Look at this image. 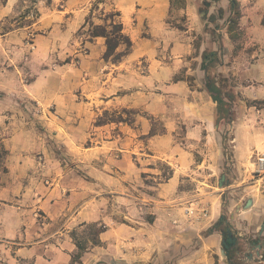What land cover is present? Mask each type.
Returning <instances> with one entry per match:
<instances>
[{"label":"crops","instance_id":"1","mask_svg":"<svg viewBox=\"0 0 264 264\" xmlns=\"http://www.w3.org/2000/svg\"><path fill=\"white\" fill-rule=\"evenodd\" d=\"M206 1L210 3L206 9H201V3H205L201 0H185V7L177 8L184 17L180 29L167 21L176 12L175 8L171 9L170 0H109L111 8L120 12L123 31L132 41L130 53L117 63L103 60L104 37L87 39L89 47L82 64L90 67L95 79L94 97L107 105L144 103L146 112L163 120L165 132L147 136V152L142 153L139 148L144 157L136 169L126 162L130 151L125 145H121L120 157L112 161L122 171L123 180L131 179L136 171L139 175L146 174L145 178L152 175L154 185L148 187L153 191L142 192L140 198L151 219L107 227L99 235L101 244L88 247L82 254L81 264H229L221 245V229L225 226L219 230L215 223L222 211L221 194L233 186L227 175L220 173L225 163L221 143L224 128L215 120L216 103L204 87L202 53L207 49L217 50L219 62L214 66L215 71L223 76H235L241 83L237 89L243 99L263 100L264 0H237L238 29L243 37L240 50L234 49L233 37L227 29L231 14L229 0ZM84 14L83 10L79 17L71 16V30L72 23L79 22ZM213 21L226 25L224 29L218 28L223 32L221 37L212 40L206 23ZM198 34L203 39L195 48ZM142 61L147 67L145 75L139 72L138 64ZM182 71L193 77L191 82L181 77L174 79ZM145 86L153 90L142 100L138 88ZM248 107L232 125L230 161L237 167L256 141L252 134L242 139L243 119L264 118V106ZM179 126L183 127V136L177 138L175 131ZM99 149L95 151L102 150ZM154 159L170 166L172 173L163 181L149 167ZM28 162L21 161L24 169L28 168ZM222 174L224 184L219 186ZM33 185L27 181L0 186V264L19 261L70 264L76 248L70 229L103 219L105 197L91 198L81 188L64 195L59 185L41 186L36 191ZM254 187L244 186L251 194L249 208L243 207L248 197L244 202L240 196L228 203L233 231L242 225L241 220H260L264 216V194L256 193ZM203 208L207 211L205 215Z\"/></svg>","mask_w":264,"mask_h":264},{"label":"rangeland","instance_id":"2","mask_svg":"<svg viewBox=\"0 0 264 264\" xmlns=\"http://www.w3.org/2000/svg\"><path fill=\"white\" fill-rule=\"evenodd\" d=\"M102 1L104 3L100 0H0V186L28 181L37 191L41 186L59 185L64 195L74 188L85 189L91 198L105 197L102 200L103 219L95 221L98 225H134L138 219H151L140 198L142 192L149 194L153 191L148 186L152 187L154 180L152 175L145 178L146 174L139 175L136 170L131 179L123 180L122 171L113 166L112 161L120 157L121 145H125L130 151L126 162L136 169L144 157L138 150L141 147L142 153L147 152L146 138L151 129L160 134L165 132V127L163 120L143 109L144 103L140 106L107 105L94 97L95 79L90 67L82 64L89 47L88 26L84 29L81 26L87 17H91L95 24H103L101 12L115 10L109 0ZM201 1H205L201 3V9L210 4ZM28 7H35L39 16L35 18L32 8L25 14ZM175 9L167 21L180 26L184 17ZM83 10L84 16H80L76 24L72 23L74 28L71 30V16L79 17ZM206 25L213 40L221 37L223 32L218 28L224 29L226 23L213 21ZM235 34L234 49L240 50L243 37L238 26ZM201 39L202 35L198 34L195 43ZM138 66L142 75L147 74L144 61ZM210 71L216 77L222 75L215 71V67ZM189 76L182 71L176 77L187 79ZM225 77L222 95L229 104L228 114L221 123L225 163L220 173L227 175L233 187L221 194V213L229 222L227 206L232 202L230 200L241 196L244 202L245 197H251L244 190L245 185L255 186L256 193L264 194V168L261 172L255 170L257 156L264 155L263 117L243 119L242 139L254 135L255 147L246 152L240 167L230 161L232 125L246 107L264 106V99H243L237 89L240 81L232 75ZM138 89L142 100H146L147 92L153 90L148 86ZM175 133L177 138L182 137L183 127L179 126ZM98 147L102 150L97 152ZM23 152L26 155L22 156ZM111 153L114 154L111 156ZM24 159L29 161L26 169L21 163ZM150 163L149 167L158 172L156 178L165 180L171 171L170 166L157 159ZM241 224L237 226V244L229 249L230 259L233 264H264V247L257 256L252 245V242L262 244L264 241V216L260 220H241ZM223 225L224 221L219 230ZM74 230L79 238L88 232L86 225L79 224L70 229V236ZM75 252L76 248L72 254ZM17 264L27 263L19 261Z\"/></svg>","mask_w":264,"mask_h":264},{"label":"trees","instance_id":"3","mask_svg":"<svg viewBox=\"0 0 264 264\" xmlns=\"http://www.w3.org/2000/svg\"><path fill=\"white\" fill-rule=\"evenodd\" d=\"M101 2V0H100ZM170 6L172 8H184L185 0H170ZM97 7V5H96ZM230 7V16L228 18L227 29L231 37L237 36L235 31L238 26V18L240 16L239 4L237 0H229ZM33 10V15L35 18L39 16V12L35 7H28L25 10V14L30 12V9ZM103 14V24H95L91 17L85 19L84 24L81 26V29H84L86 26L88 40H91L94 37L101 36L105 39V51L102 55V58L105 61H111L112 63L119 62L124 56L130 53L132 48V41L129 35L123 31V24L120 19V12L118 10H111L107 13L101 12ZM264 22V20H263ZM180 29H183V26H177ZM121 46L122 50L117 51V48ZM198 47V44H195V48ZM219 62L218 51H203L202 53V62L201 69L204 71V87L210 94L212 100L216 103L215 107V120L218 124L225 121L226 114H228V101L222 95V88L224 87V82H226V77L219 75L216 77L214 74H211L210 69L214 67ZM174 79H177L175 76ZM182 79V77H181ZM192 76L187 77V81H191ZM230 98V96H227ZM156 132L151 129L149 135H154ZM172 172L166 176L168 178ZM81 225H86L88 228L87 235L82 237H76L75 230L72 231L71 237L76 246V252L71 255L70 264H81V256L90 246L101 244L99 235L101 232L106 230L107 226L103 223L99 224L97 222L92 223H81Z\"/></svg>","mask_w":264,"mask_h":264},{"label":"water","instance_id":"4","mask_svg":"<svg viewBox=\"0 0 264 264\" xmlns=\"http://www.w3.org/2000/svg\"><path fill=\"white\" fill-rule=\"evenodd\" d=\"M223 180H224V175L222 174L218 180V184L220 186L223 185ZM251 199L248 198L247 201L245 202V205L243 207H248L250 204ZM224 221L225 223V227L223 229H221V235H222V241H221V245H222V254L226 257L227 262L229 264H233L232 260L229 257V249L234 246L236 244V240H237V232L233 231L229 225V222L226 218V216L222 213H220L217 222L215 223V226L218 227L220 225V223ZM261 232V231H260ZM252 245L255 246V253L257 256L260 255V249L262 247H264V241L262 244L256 243V242H252Z\"/></svg>","mask_w":264,"mask_h":264},{"label":"built area","instance_id":"5","mask_svg":"<svg viewBox=\"0 0 264 264\" xmlns=\"http://www.w3.org/2000/svg\"><path fill=\"white\" fill-rule=\"evenodd\" d=\"M263 168H264V155L257 156V159H256V169L255 170L257 172H261L263 170ZM191 210H193V209H191ZM202 212H203L202 213L203 215H205L207 213V211L204 208L202 209Z\"/></svg>","mask_w":264,"mask_h":264},{"label":"flooded vegetation","instance_id":"6","mask_svg":"<svg viewBox=\"0 0 264 264\" xmlns=\"http://www.w3.org/2000/svg\"><path fill=\"white\" fill-rule=\"evenodd\" d=\"M231 250H232V248H231Z\"/></svg>","mask_w":264,"mask_h":264}]
</instances>
